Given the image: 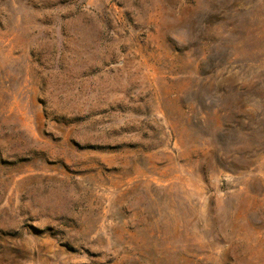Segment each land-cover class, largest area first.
<instances>
[{"label": "rangeland", "instance_id": "1", "mask_svg": "<svg viewBox=\"0 0 264 264\" xmlns=\"http://www.w3.org/2000/svg\"><path fill=\"white\" fill-rule=\"evenodd\" d=\"M0 264H264V0H0Z\"/></svg>", "mask_w": 264, "mask_h": 264}]
</instances>
